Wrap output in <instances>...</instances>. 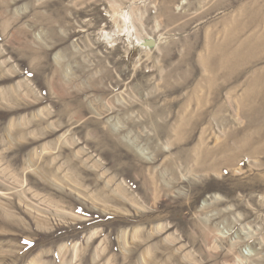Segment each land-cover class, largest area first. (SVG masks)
I'll list each match as a JSON object with an SVG mask.
<instances>
[{
  "label": "rangeland",
  "instance_id": "obj_1",
  "mask_svg": "<svg viewBox=\"0 0 264 264\" xmlns=\"http://www.w3.org/2000/svg\"><path fill=\"white\" fill-rule=\"evenodd\" d=\"M0 264H264V0H0Z\"/></svg>",
  "mask_w": 264,
  "mask_h": 264
},
{
  "label": "bare ground",
  "instance_id": "obj_2",
  "mask_svg": "<svg viewBox=\"0 0 264 264\" xmlns=\"http://www.w3.org/2000/svg\"><path fill=\"white\" fill-rule=\"evenodd\" d=\"M125 16H126V15H125ZM125 16H124V17H125ZM132 29H133V28H132ZM127 33H128V32H127ZM129 37H130V36H129Z\"/></svg>",
  "mask_w": 264,
  "mask_h": 264
}]
</instances>
